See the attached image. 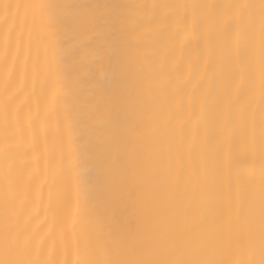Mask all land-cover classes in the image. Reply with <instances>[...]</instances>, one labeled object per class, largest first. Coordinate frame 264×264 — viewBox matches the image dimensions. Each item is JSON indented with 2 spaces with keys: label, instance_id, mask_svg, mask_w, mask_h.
<instances>
[{
  "label": "bare ground",
  "instance_id": "1",
  "mask_svg": "<svg viewBox=\"0 0 264 264\" xmlns=\"http://www.w3.org/2000/svg\"><path fill=\"white\" fill-rule=\"evenodd\" d=\"M34 0H0L31 3ZM71 2V0H69ZM114 9L130 21L129 31L143 29L135 49L145 60V75L157 70L161 86L138 111L152 123L170 120L162 129L165 146L152 144L141 158L147 196L135 205L118 198L124 177L106 173L96 163L101 132L91 111L101 90L116 87V75L99 40L76 32L49 33L40 21L0 20V234L18 232L34 258L53 264H78L112 230L149 236L156 228L220 233L239 241L256 234L259 259L260 81L259 34L255 35L256 73L249 95L247 31L237 45L225 32L228 9L197 5L259 4L260 0H76ZM186 6V7H185ZM258 12V9H257ZM251 102L255 123L254 175L241 188L238 165L227 146L201 147L209 126L236 124L239 110ZM129 110L117 109L112 127L119 136ZM95 124V131L89 126ZM180 171L186 185L177 214L168 175ZM243 201L246 211L240 214Z\"/></svg>",
  "mask_w": 264,
  "mask_h": 264
},
{
  "label": "snow or ice",
  "instance_id": "2",
  "mask_svg": "<svg viewBox=\"0 0 264 264\" xmlns=\"http://www.w3.org/2000/svg\"><path fill=\"white\" fill-rule=\"evenodd\" d=\"M186 7V6H185ZM210 9H228L222 17L225 32L232 31L237 45L241 29L247 31L246 52L249 56V95L256 73L255 35L258 29V70L260 81V196L261 221L259 228V259L256 234L249 229L246 238L239 241L225 239L220 233H197L187 229H154L149 236H129L127 232L112 230L111 238L98 242L78 264H264V0L259 4L238 3L231 5H197ZM258 9V12H257ZM25 20L32 17L39 20L49 33L76 32L99 40L98 51L106 54L108 66L116 75V87L111 91L101 90L93 98L91 111L98 113L101 132L97 138L98 157L96 163L106 173L118 171L124 180L118 188V198L135 205L147 196L141 179V158L150 145L165 140L162 129L171 126L170 120L152 123V117L138 111L140 104L152 91L161 86L159 71L152 76L145 75V60L135 49L143 29L129 31V19L114 9L100 4L79 3L76 0H34L31 3H0V20ZM129 110V121L119 136L112 127L117 109ZM251 102L239 110L236 124L225 120L209 126L201 147L206 151L210 143L227 146L229 160L239 165L242 160L249 166L239 169L241 188H250L254 175L252 148L255 142V123L250 119ZM95 131L96 125L89 126ZM185 176L180 171L168 175V189L177 214L183 207L182 190ZM238 211H246L241 201ZM0 264H53L34 258L33 250L18 232L5 227L0 234Z\"/></svg>",
  "mask_w": 264,
  "mask_h": 264
}]
</instances>
